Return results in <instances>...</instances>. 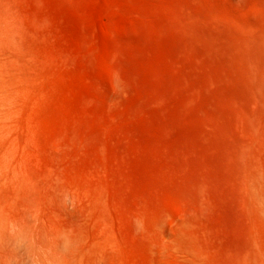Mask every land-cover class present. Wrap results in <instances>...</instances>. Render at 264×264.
I'll use <instances>...</instances> for the list:
<instances>
[{
    "label": "rangeland",
    "instance_id": "rangeland-1",
    "mask_svg": "<svg viewBox=\"0 0 264 264\" xmlns=\"http://www.w3.org/2000/svg\"><path fill=\"white\" fill-rule=\"evenodd\" d=\"M0 264H264V0H0Z\"/></svg>",
    "mask_w": 264,
    "mask_h": 264
}]
</instances>
